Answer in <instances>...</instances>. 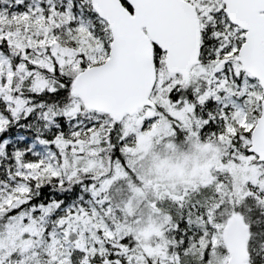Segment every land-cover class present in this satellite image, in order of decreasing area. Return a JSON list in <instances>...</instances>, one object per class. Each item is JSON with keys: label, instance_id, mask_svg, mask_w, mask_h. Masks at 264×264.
Instances as JSON below:
<instances>
[{"label": "snow or ice", "instance_id": "snow-or-ice-1", "mask_svg": "<svg viewBox=\"0 0 264 264\" xmlns=\"http://www.w3.org/2000/svg\"><path fill=\"white\" fill-rule=\"evenodd\" d=\"M239 6L0 0V264H129L121 248L135 247L130 238L109 241L104 230L94 238L81 224L109 206L96 195L87 160L105 153L119 160L130 137L109 109L132 85H142L151 101L141 130L163 119L186 134L176 113L192 131L220 137L238 127L237 114L251 111L249 124L264 116V84L245 67L250 54L264 52V0H248L249 16L233 19ZM191 21L194 61L187 73H170L166 57L177 28ZM251 138L236 132L232 149ZM250 149L245 154L256 156Z\"/></svg>", "mask_w": 264, "mask_h": 264}, {"label": "rangeland", "instance_id": "rangeland-1", "mask_svg": "<svg viewBox=\"0 0 264 264\" xmlns=\"http://www.w3.org/2000/svg\"><path fill=\"white\" fill-rule=\"evenodd\" d=\"M174 115L184 121L185 127L190 131L189 144L186 146H180L174 141L162 142L164 139L174 137L170 124L163 119L153 124L150 130H141L140 124L144 119L142 114L123 119L125 136L134 133V138H130L122 150L125 164L123 166L116 162L113 164L115 174L111 180L103 184L102 190L108 191L112 185L121 184L122 189L128 192L129 198L124 204L127 208L122 210L130 217L142 210L141 204L145 205L146 210L140 215L141 220L146 222L139 224L140 218H134L135 225L127 227L125 235L133 233L142 246L145 244L144 253L153 261H164V264H201L203 254L210 245L214 249L220 241L223 243V233H218L220 228H216L215 232L210 230L197 208H207L209 203L217 206L220 201L218 194L224 198L231 190V184L234 187H241L243 184L255 182L261 174L257 165L251 163L250 157L241 158L233 154V157L238 158L237 162L229 160L218 146L221 140L216 143L211 140L200 142V134L192 131L191 123L183 114ZM237 115L238 127L246 132L251 130L254 124L248 123L247 114ZM227 132L232 136L236 134L235 128L231 127ZM96 161L93 156L88 159L87 170L91 169ZM126 166L135 179L132 180L131 176L127 175ZM116 189L120 195L121 189L119 187ZM233 195H237V192ZM113 199L112 195L111 200ZM158 213H163L164 218L168 220L164 223L167 225L164 230L156 216ZM182 217L187 228L198 237L195 239L193 234L188 235L186 247L181 254L168 255L164 251L165 245H179L175 240L174 231L177 229L176 220ZM88 220L87 217L82 223L85 229H88V226H85ZM100 225L105 235L112 238L114 233L108 230V225L104 221H101ZM17 228L19 229V225ZM89 231L95 238V230L90 228ZM226 259L217 254L214 264H224Z\"/></svg>", "mask_w": 264, "mask_h": 264}, {"label": "trees", "instance_id": "trees-1", "mask_svg": "<svg viewBox=\"0 0 264 264\" xmlns=\"http://www.w3.org/2000/svg\"><path fill=\"white\" fill-rule=\"evenodd\" d=\"M249 116H251V111L247 113V120L249 119ZM240 130L244 131V129L241 127L235 128L236 132ZM248 133L249 132L244 131L245 135H247ZM189 136L190 134H175L171 141L179 143L181 139H188ZM199 136L201 138L200 142H206L211 140V142L216 143L221 140L220 142H218V146L221 150V153L224 154L229 160H234L235 162H237V159L233 157V154L241 158L250 157L251 163L257 165V167L259 168L261 176L255 182L243 184L241 187H234L231 184V190L227 192L224 198H221L218 194L217 197L218 199H220V201L217 206L214 207L211 203H209V206L207 208H197V211L203 215L210 230L215 232L216 228H220L218 233H223V227L226 225L232 215L240 216L248 227V263L262 264L261 258L262 256H264V249H261L260 245L264 244V215L260 214V212L257 210V206L259 209H264V163H257L255 157L245 154L244 149L249 145V140H244L243 143L240 145V150L235 151L232 149V140L230 139V137H234L235 135L232 136L228 132H226L223 136L210 137L209 139L207 136ZM127 137L133 139L134 134H128ZM109 151L111 150L109 149ZM93 157L97 161L93 165V167L88 171L93 173L97 183L100 185V189L96 192V195H99L100 192H102L104 194V201L109 206L100 209L99 212H94L91 217H88L89 220L85 225L88 226V229L84 228V230L89 231L90 228H92L95 230V232L99 231L101 230L100 223L101 221H104L108 226L109 224L114 226V231H112L114 234L112 238H108L105 235L106 240L118 241L119 239L130 238V241L134 242L135 247L131 249V251H129L127 247L121 248V252L127 256L129 264H132L133 261H135V264H164V261H153L151 258H149L143 250V246H145V244H143L142 246V243L133 236V233L125 235V229L133 224L135 225L134 218H140H138L139 224H141V222H146V220H141V215L146 210L145 205L141 204L142 206L140 207L142 208V210H140L139 213L130 217L127 215V213L125 214L122 210L124 208H127L124 207V204L128 201L129 198H127L128 192L122 189L121 184L112 185L110 190L108 191L102 190L103 184L108 180H111L115 174L113 164H115V162L120 163L122 166L125 164L123 153H121L118 161H113V159L107 153H105L102 158L98 154ZM125 171L128 173V176H131L130 178L132 180L135 179L133 173H130L131 171L128 170L127 166L125 168ZM134 181L136 182V180ZM117 187H119L122 191L120 195L117 194ZM235 192H237V195H233ZM112 195L114 196L113 200H111ZM249 207L253 208V212L249 213L247 211ZM233 209H238V211H233ZM156 216H158L159 223L161 224L160 227L164 230V227L167 226L164 223L165 221L168 222V220L164 218L163 213H158ZM86 219L87 217L83 218L81 220V224L84 223ZM257 220H259L258 224ZM176 224L177 229L176 231H174V233L176 235L175 240L179 242V245H165L164 243V251H166L168 255H178V253L180 255L182 250L186 247L188 235L193 234L195 239H197L198 237L197 234H194L193 231L187 228L183 217L178 218L176 220ZM250 225L251 230L249 228ZM210 246L211 247L205 250L201 264H214V262L216 261L217 254L226 258V250L221 241L220 244L214 247V249L212 245Z\"/></svg>", "mask_w": 264, "mask_h": 264}, {"label": "water", "instance_id": "water-1", "mask_svg": "<svg viewBox=\"0 0 264 264\" xmlns=\"http://www.w3.org/2000/svg\"><path fill=\"white\" fill-rule=\"evenodd\" d=\"M247 2L248 0H233L234 4L240 5L236 9L233 19H243L249 16L250 9L245 6ZM196 40L197 34L194 21L184 22L177 28L175 43L170 47L166 57V65L170 73L176 71L187 73L188 67L194 61ZM148 64L150 68V54ZM245 67L248 68L251 75L260 78L261 83L264 84V52L257 50L255 53L250 54L245 60ZM148 103H151V101L147 99V92L144 91L142 85H132L114 101L109 110L118 120L124 116L135 114ZM251 133V149L249 151L255 152L256 158L259 157L257 162L264 163V116L256 120ZM225 233L223 243L228 252V259L225 264H248V231L242 219L234 216L228 222Z\"/></svg>", "mask_w": 264, "mask_h": 264}]
</instances>
